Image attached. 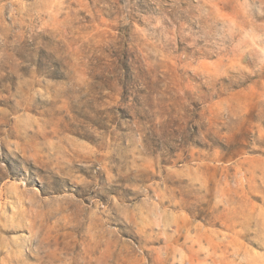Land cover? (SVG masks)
Returning a JSON list of instances; mask_svg holds the SVG:
<instances>
[{"label": "rangeland", "instance_id": "1", "mask_svg": "<svg viewBox=\"0 0 264 264\" xmlns=\"http://www.w3.org/2000/svg\"><path fill=\"white\" fill-rule=\"evenodd\" d=\"M0 264H264V0H0Z\"/></svg>", "mask_w": 264, "mask_h": 264}]
</instances>
